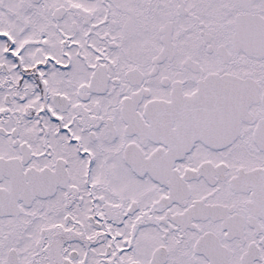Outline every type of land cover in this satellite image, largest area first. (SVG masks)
<instances>
[{
	"label": "snow or ice",
	"instance_id": "6c2138e0",
	"mask_svg": "<svg viewBox=\"0 0 264 264\" xmlns=\"http://www.w3.org/2000/svg\"><path fill=\"white\" fill-rule=\"evenodd\" d=\"M0 264H264V0H0Z\"/></svg>",
	"mask_w": 264,
	"mask_h": 264
}]
</instances>
